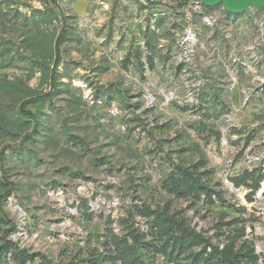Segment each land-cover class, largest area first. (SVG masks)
<instances>
[{
  "label": "rangeland",
  "instance_id": "rangeland-1",
  "mask_svg": "<svg viewBox=\"0 0 264 264\" xmlns=\"http://www.w3.org/2000/svg\"><path fill=\"white\" fill-rule=\"evenodd\" d=\"M167 2L0 0V264H264V6Z\"/></svg>",
  "mask_w": 264,
  "mask_h": 264
},
{
  "label": "trees",
  "instance_id": "trees-1",
  "mask_svg": "<svg viewBox=\"0 0 264 264\" xmlns=\"http://www.w3.org/2000/svg\"><path fill=\"white\" fill-rule=\"evenodd\" d=\"M187 3H188V0H182L181 5H184ZM64 32H65V29H62L61 32L58 34V37H57L56 42H55V60H54L53 67L51 70L52 71L51 72V74H52L51 75V81H52L53 88H55V81H56L55 73L58 69V66L60 65V63L62 61V41H63V37H64ZM24 105H25V103L23 102V104L21 106V112L23 114H27V115L34 117L35 115L32 112L24 109ZM172 221L176 226L179 227V229L181 231L182 238L185 236H188V237H197L198 236L195 231L188 228L182 222H179L177 220L176 221L172 220ZM181 241H183V240H181ZM218 254H222L221 258L218 257L219 264H226L228 262H230V264H231V260H229V256L223 254L222 252L218 253Z\"/></svg>",
  "mask_w": 264,
  "mask_h": 264
},
{
  "label": "water",
  "instance_id": "water-1",
  "mask_svg": "<svg viewBox=\"0 0 264 264\" xmlns=\"http://www.w3.org/2000/svg\"><path fill=\"white\" fill-rule=\"evenodd\" d=\"M205 5L223 3L225 8L232 13L249 11L251 6H264V0H200Z\"/></svg>",
  "mask_w": 264,
  "mask_h": 264
},
{
  "label": "built area",
  "instance_id": "built-area-1",
  "mask_svg": "<svg viewBox=\"0 0 264 264\" xmlns=\"http://www.w3.org/2000/svg\"><path fill=\"white\" fill-rule=\"evenodd\" d=\"M146 5L150 15L154 19L163 18L168 14L169 4L167 0H140ZM200 1V0H199Z\"/></svg>",
  "mask_w": 264,
  "mask_h": 264
}]
</instances>
